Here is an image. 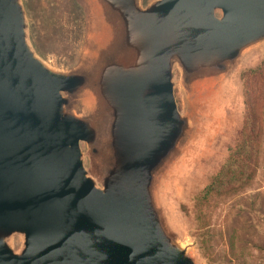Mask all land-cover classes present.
<instances>
[{
	"label": "water",
	"instance_id": "water-1",
	"mask_svg": "<svg viewBox=\"0 0 264 264\" xmlns=\"http://www.w3.org/2000/svg\"><path fill=\"white\" fill-rule=\"evenodd\" d=\"M102 1L94 73L65 76L30 50L19 0H0V264H192L166 238L152 194L189 133L174 62L190 82L233 65L264 39V0H162L147 13L137 0ZM83 88L90 116L65 115L62 92ZM107 130L100 188L81 144ZM12 233L26 239L19 255Z\"/></svg>",
	"mask_w": 264,
	"mask_h": 264
},
{
	"label": "rangeland",
	"instance_id": "rangeland-1",
	"mask_svg": "<svg viewBox=\"0 0 264 264\" xmlns=\"http://www.w3.org/2000/svg\"><path fill=\"white\" fill-rule=\"evenodd\" d=\"M162 0H137L143 13ZM24 11L26 40L35 57L49 70L80 76L96 63L103 42L102 0H19ZM218 17L223 13L218 11ZM140 55V54H139ZM135 57L129 53V58ZM264 63V39L243 51L224 70L199 73L187 80L174 62L175 101L188 121V136L156 174L153 203L171 245L184 252L192 264H264V143L259 172L252 185L234 197L217 200L203 210L197 200L236 149L242 135L245 106L244 76ZM62 92L65 115L88 119L95 99L90 89ZM108 130L98 143L81 144L82 160L90 177L103 188L96 159ZM96 145V146H95ZM4 235L0 234V238ZM19 255L25 236H5Z\"/></svg>",
	"mask_w": 264,
	"mask_h": 264
},
{
	"label": "trees",
	"instance_id": "trees-1",
	"mask_svg": "<svg viewBox=\"0 0 264 264\" xmlns=\"http://www.w3.org/2000/svg\"><path fill=\"white\" fill-rule=\"evenodd\" d=\"M246 115L241 139L197 200L206 210L217 200L239 195L256 179L264 143V63L244 76Z\"/></svg>",
	"mask_w": 264,
	"mask_h": 264
}]
</instances>
